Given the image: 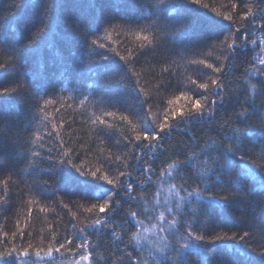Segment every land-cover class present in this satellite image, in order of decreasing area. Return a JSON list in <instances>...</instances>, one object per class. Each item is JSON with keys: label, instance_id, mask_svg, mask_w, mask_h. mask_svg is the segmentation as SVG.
Segmentation results:
<instances>
[{"label": "snow or ice", "instance_id": "snow-or-ice-1", "mask_svg": "<svg viewBox=\"0 0 264 264\" xmlns=\"http://www.w3.org/2000/svg\"><path fill=\"white\" fill-rule=\"evenodd\" d=\"M62 7L61 0H40L38 23L29 29L27 40L11 44L6 52L0 46V55L4 56L0 59V76H11L6 84H0V103L19 98L29 106L31 114L28 121L31 132L25 141L26 167L21 170L27 192L19 187L11 169H5L0 159V172L4 173L0 178V206L12 200L13 188L21 198L29 197L26 201L29 205L38 203L37 192L26 179L31 175L28 168L38 169L47 173V178L36 182L40 195L45 189L61 191L56 184L63 178L69 187L57 197L56 203L68 208L64 203L66 196L80 197L72 201L79 210L71 212L76 232L58 240V233L49 229L48 237H38L39 243L28 239L17 244V237L21 241L25 238L24 229L17 225V231L11 235L3 232L11 243L0 246V264H57L58 260L64 264H93L99 243L92 242L89 229L92 234L110 233L116 242L105 264H210L217 242L239 241L247 249L248 241L256 235L251 225L231 234L205 232L195 225L200 222L201 213L208 214L204 205L224 208L235 200L245 199V185L249 182L252 193L264 195V170L252 163L237 171L240 163H248L244 151L250 131L248 109L254 108L258 96L264 97V0H229L224 11L205 0H140L138 14L101 13L90 22L83 31L82 51L88 60L81 71L86 68L93 77L102 76L104 94L96 100L93 91H87L75 99L83 110L81 123L89 126L100 145L111 141L109 147L98 148L94 158L84 143H76L61 130L65 123L72 127L75 117L58 118L49 111L53 109L59 114L67 107L63 97L56 99L40 89L33 95L16 72L27 67L22 63L27 54L38 52L42 43L49 42L56 28L53 17ZM193 8L197 9L195 13ZM199 9L206 11L201 13ZM194 26L203 31H193ZM211 31L217 33L214 39L208 34ZM158 50L167 57L166 62L176 64L175 56L191 65L195 77L185 75L180 86L179 82L172 83L174 74L168 67L162 66L159 73L151 68L148 73L143 68L137 70V64L150 65L147 57ZM240 51L254 53L241 87L240 94L245 98L242 103L240 94L228 87L227 81ZM130 76L136 78L133 91L139 105L135 112L127 108L121 111L107 95L113 85L124 84ZM256 77L260 79L255 80ZM172 88L177 94L166 102H154L162 92ZM231 96L241 103L235 116L245 124L243 128L233 127L230 118L217 119L218 112L226 110ZM90 98L91 106L97 110L87 111ZM181 100L184 103L178 104ZM260 107H264V100ZM260 120L258 129L264 136V116ZM181 124L185 130L217 125L220 135L213 137L205 132L199 139L192 136L191 142L183 144L179 152L173 151L167 159L155 164L173 148L163 141L170 140ZM14 127L15 122L0 117V144L5 137L11 138ZM15 146L21 147L18 140ZM261 151L264 152V145ZM132 161L139 173L135 181L131 179ZM135 185L143 192L153 189L150 198L138 197ZM118 215L120 219L116 218ZM261 215L264 216V209ZM259 232V246L251 252L264 257V228ZM232 247L247 258L246 264H256L251 252H240L237 244Z\"/></svg>", "mask_w": 264, "mask_h": 264}, {"label": "trees", "instance_id": "trees-1", "mask_svg": "<svg viewBox=\"0 0 264 264\" xmlns=\"http://www.w3.org/2000/svg\"><path fill=\"white\" fill-rule=\"evenodd\" d=\"M205 2L224 11V6L229 3V0H205ZM61 3L63 7L58 9L53 17L56 28L54 34L49 37V42L42 43L38 52L27 54L22 61L23 65H27V67H21L16 72L22 82L29 86L28 90L33 95L36 94V89H40L49 95H54L56 99L63 97L68 106L61 109L59 114L53 109H49V111L58 118L72 120L75 117V123L72 124V127L65 123L61 130L67 132V135L76 143H84L86 149L92 150L90 156L94 158L98 148L109 147L111 141H108L105 145H100L90 131L89 126L81 123L83 117L80 116V112L83 110L78 107V100L75 97L82 92L93 91L95 99L99 100L100 96L104 94L102 88L103 77H93L86 68L81 71L88 60L87 55L82 51L83 31L101 13L104 16L138 14L137 9L140 7V0H61ZM25 4L28 6L24 7ZM39 5L40 0H0V46H4L5 52L11 44L27 40L29 29L38 23ZM196 11L197 9H192V13ZM198 11L203 13L206 10L199 9ZM193 31L199 32L203 29L200 26H194ZM208 34L213 39L217 35L215 31ZM4 41H7V45H4ZM171 46V43H169L168 47L171 48ZM98 51L103 53L105 50L99 49ZM253 55L252 51H240L234 61L235 67L231 75L227 77L228 87L232 88L237 94L241 93V87L245 82V72L250 67ZM3 58L4 56L0 55V59ZM147 59L150 61V65L137 64V70L143 68L144 72L148 73L149 68H151L154 72L159 73L162 66L168 67L170 72L174 74L172 80L174 85L179 82L182 86L184 77L187 74L194 77L196 75L191 71L192 66L185 61H181L179 57H173L177 61L176 64H172L170 61L166 62L167 57L160 50L154 55L149 54ZM164 75L167 76L168 73ZM10 78V75L0 76V84H6ZM135 79V77L130 76L124 84L113 85L112 89L107 91V95L112 98L116 107L121 111L127 108L135 112L138 108L139 100L133 91ZM259 79L260 77L255 78V80ZM33 82L34 87L32 86ZM174 94H177L176 89L172 88L167 93L162 92L160 96L155 98L154 102H166V99L171 98ZM70 97L72 98L70 99ZM91 99L87 111L97 110V108L91 106ZM244 99V96L240 94L241 103ZM262 100H264V97L258 96L255 99L254 108L248 109L247 127L250 131L247 134L244 149L248 163H240L237 171L240 168L248 167L252 163L264 170V152L261 151V146L264 145V136H261L258 129L261 123L260 118L264 116V107H260ZM182 103L184 101H178V104ZM241 103H237L234 96H231L226 110L218 112V121L230 118L233 127H245V124L237 120L235 116V113L241 110ZM161 107H163V104H161ZM0 117H3L6 122H15V127L11 130V138L5 137L3 143L0 144V159L3 160L5 169H11L13 179L19 183V187L26 193L27 187L21 180V170L26 167V149L28 145L25 144V141L31 132V127L28 125V121L31 119L29 106L19 98H11L6 103H0ZM225 131H228V129L226 128ZM205 132L213 137L220 135L217 125H213L211 128L192 126L190 129L185 130L184 125L181 124L180 128L172 133L170 140L163 141L166 146L171 145L173 148L169 149L167 154L161 155L160 159L155 161V164L167 159L173 151L179 152L183 144L191 142L192 136L199 139ZM17 140L21 145L20 148L15 146ZM112 151L116 152V149L113 148ZM18 153H22V155ZM130 164L131 179L135 181L139 173L136 171L135 161L130 162ZM27 171L31 173L26 177L27 182L33 185L34 191L37 192L38 203L29 205L26 202L29 197L23 195V198H21L13 188L12 200L8 204L0 206V246L11 243L10 239L3 236V232H8L11 235L12 232L17 231V225L23 228L25 232L23 241L17 237V244L26 243L28 239H32L34 244L39 243L38 237L40 235L48 237L49 229L58 233V240L64 235L73 236L76 232L73 228L76 221L71 216V212L79 210L72 201L78 200L80 197L78 195L66 196L64 203H67L69 207L65 208L63 204L56 203L57 197L63 195V190L69 187L64 183L63 178L59 179L56 184V187L61 191L54 192L53 189H45L44 194L40 195L36 182L47 178V173L34 168H28ZM3 175L4 173L0 172V178ZM250 187V182L245 185V199L235 200L227 207L210 208L208 205H204L208 214L201 213L200 222L195 225L201 231H228L231 234V232L240 231L249 225L256 231V235L248 241L247 249L239 241L217 242L215 252L210 257V264H246L247 258L238 255L232 247L233 244L240 245V252L245 250L251 252V249L259 246L261 240L259 230L264 228V216L261 215V209H264V195L259 192L252 193L249 190ZM152 191L153 189H149L147 192H143L140 190L139 185L134 186V193L138 197L147 196L150 198ZM84 203H88V201H84ZM41 208L44 210L41 211ZM30 210L31 214L29 215ZM121 215L116 218L120 219ZM79 218L83 219L82 216ZM188 219H192V217L189 216ZM89 233L92 242L94 244L99 243V248L94 253L93 264H105V260L109 252L114 250L116 242L111 239L110 233L92 234L90 229ZM251 256L256 264H260L264 260V257H260L258 252H251ZM57 264H64V262L58 260Z\"/></svg>", "mask_w": 264, "mask_h": 264}]
</instances>
